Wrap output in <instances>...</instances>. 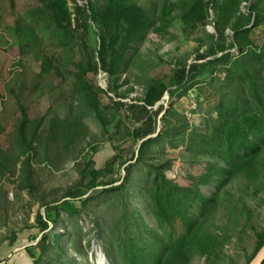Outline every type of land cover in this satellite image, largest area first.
Instances as JSON below:
<instances>
[{
  "label": "rangeland",
  "instance_id": "obj_1",
  "mask_svg": "<svg viewBox=\"0 0 264 264\" xmlns=\"http://www.w3.org/2000/svg\"><path fill=\"white\" fill-rule=\"evenodd\" d=\"M66 1L72 14L75 13L77 5L82 8L88 5V0ZM131 1L149 12L152 29L145 40L142 41V38L132 45L122 61L121 68L116 71L115 81L103 70L97 76L90 75V80L88 79L94 81L99 89L110 92L115 85L122 84L124 76L127 84L121 93L126 99L122 101L113 95L111 98H115L118 103L123 102L128 105L129 111L134 104L142 105L140 100L147 94L148 79L163 74L170 63L201 64L198 52L206 54L214 43V36L219 41L214 26L216 14L212 9L208 24L194 33L189 32L178 21L168 28L165 34L158 35L154 30L165 29L163 13L170 2L168 0ZM172 1L180 2V0ZM239 4V12L247 17L257 5L263 8L264 0H240ZM175 16L180 15L176 13ZM249 29L253 31L252 45L247 48L241 46V49L230 48L207 58V61L215 64L208 69L205 77L188 84V87L174 99L170 93L167 94L162 104L156 108V111L163 110L162 106H165L158 119V131L151 139L165 132L166 125L163 118L167 110L178 101H182L187 107L189 125L192 128L193 126L203 128L211 119L209 112L215 111L222 101H226L233 94L235 98L239 96L236 92L237 86L225 74L224 67L215 65L224 56H229L231 60L237 58L249 60L252 52L257 54L263 52L261 49L264 45V24L256 31L253 26ZM89 37L92 49H102V41L96 30H90ZM232 41L234 34L229 29L225 43L230 44ZM84 54L77 47L76 41L58 31L49 9L41 6L37 0H0V157L10 159L6 172H1L3 167L0 168V243L16 234L18 236L15 247L10 248L8 244H4L0 250L1 264H17L19 261L20 264H29V262L33 264L29 257V262L25 257H19L27 255V250L37 248L42 239V233L39 231H28V227L36 225L40 214L47 220L48 211L43 209L40 196L42 198L46 196L48 199L50 197L56 199V195L63 197L67 190L83 180L84 173L90 180V172L94 169L108 171L101 180L105 184L120 182L111 187L98 188L88 194L87 191L81 190L67 196L69 200L77 199L74 204L78 208L91 198H96V201L91 202L87 210L78 217L71 218L62 213L59 216L63 220L58 226L50 225L48 232L53 236H60L61 246L67 258L76 259L80 264H112L107 257L108 253L118 261L122 258L116 232L122 226L120 213L123 209L114 195L102 198L98 196L112 187L124 185L128 177L133 176V179H138L149 176L150 167L138 161L142 142L139 145L133 140L128 127L123 124L117 125L113 134L115 140L111 142V135L95 118L90 105L81 101L76 84ZM45 56L49 58L46 70H44ZM199 89L205 91V96ZM21 106L27 109L32 126L42 118L47 119L41 130L43 136L48 135L52 124L56 121L73 120L83 128L80 139L71 149H67L64 141L61 140L62 136L56 138L50 146V160L47 159L48 151L43 145L31 155H22L18 148L20 126L24 120ZM129 111L128 114L132 116ZM103 114L112 121L116 109H105ZM60 130L63 128L58 126L56 131ZM178 140L179 135L170 131L168 141L163 140L159 145V148L161 145L166 146L165 150L161 151L154 147L148 153L154 149L159 153L163 152L165 158L171 162V168L166 171L167 177L183 187L194 188L196 179L206 172L209 161L205 158H192L185 148L174 147L173 144ZM94 149H99V153H95ZM116 156L118 160L110 166ZM30 157L31 162L28 167ZM108 167L109 169L106 170ZM29 168L34 173L37 190H33V194L36 196L32 195V189L26 184L25 176ZM128 168L130 172H127ZM215 180L209 185L201 186L200 192L205 199L219 193L221 183ZM245 184L244 180H238L222 190L220 205L223 202L224 204L218 206V212L215 214H217V226L223 234L222 240L226 241L222 246L220 252L222 256L219 257L218 264H249L255 252V229L264 228V177L259 185H251L246 193L241 190ZM132 187L130 204H128L129 212L133 213L136 210L142 212L149 228L160 231L158 221L149 207L147 208L145 201H136L138 192L135 191V185ZM255 189H258L257 193ZM235 204L241 210L236 212L237 215H241L240 221L236 220L232 212H227V207H234ZM197 205L202 203L199 202ZM207 208L209 212L212 206L209 205ZM248 211L251 212V216ZM194 212L198 215L200 207L197 206ZM167 232L176 238L182 236L185 233L183 222L178 220L161 233L166 236ZM74 239L77 242V250L72 243ZM57 250L52 248L54 252ZM192 264L207 263L205 258L197 257Z\"/></svg>",
  "mask_w": 264,
  "mask_h": 264
},
{
  "label": "trees",
  "instance_id": "obj_2",
  "mask_svg": "<svg viewBox=\"0 0 264 264\" xmlns=\"http://www.w3.org/2000/svg\"><path fill=\"white\" fill-rule=\"evenodd\" d=\"M37 1L41 6L49 9L58 31L76 41L77 47L83 54L85 53L76 84L81 101L90 105L95 118L111 135V142L115 140L113 137L115 127L123 124L128 127L130 136L139 145L157 133L158 119L165 110V106H162L163 110L156 111V108L162 104L167 94L170 93L174 99L177 94L188 87V84L205 77L208 69L215 64L207 61V58L230 48L241 49L252 45L254 43L251 38L253 31L249 29L250 26H253L256 31L264 24V7L257 5L249 16L244 17L238 10L240 0H210L209 2L180 0L178 3L168 0L169 6L163 13L165 29H155V33L158 35L164 33L178 21L189 32L194 33L208 24L212 9L216 14L214 26L219 41L214 36V43L206 54L198 52L201 64L189 65L180 62L176 65L170 63L163 74L148 79L147 94L140 100L142 105L134 104L129 111L128 105L123 102L118 103L115 98H111L113 95L122 101L126 99V96L121 93L127 84L124 76L121 85H115L114 89L106 92L99 89L94 81H89L90 75L97 76L103 70L115 81L116 71L121 68L122 61L132 45L142 38V41L145 40L152 29L149 12L131 0H88L87 7L82 8L77 5L74 14L70 12L66 0ZM176 13L180 16L176 17ZM229 29L234 34V41L226 44V33ZM90 30L98 32L102 41V49L91 48ZM261 50H263L261 54L252 52L249 60L246 58L231 60L229 56L220 58L219 65L217 63L215 66L224 67L225 74L237 86L236 92L239 96L235 98L233 94L226 101H222L215 111L209 112L211 119L203 128L194 126L192 128L189 125L187 107L182 101L173 104L163 118L166 125L165 132L157 138L149 139L141 147L138 161L150 167L149 176L138 177V179H133V176L128 177L124 185L112 187L98 196L102 198L114 195L123 209L120 213L122 226L116 232L122 258L118 261L108 253L107 257L112 264H192L197 257L205 258L207 264H218L219 257L222 256L220 254L222 246L226 241L222 240L223 234L219 231L217 214H215L218 212V206L224 204L223 202L220 205L222 190L235 181L244 180L246 184L241 190L246 193L251 185H259L264 177V45ZM47 63H49V58L45 56L44 70H46ZM199 90L205 96V91ZM112 108L116 109V114L111 121L104 117L103 111ZM21 110L24 120L20 126L18 148L22 155H31L43 145L48 151L47 159L50 160V146L56 138L62 136L61 140L64 141L67 149H71L80 139L83 128L76 121H56L52 124L48 135L43 136L41 130L47 119L42 118L32 126L27 109L21 106ZM128 111L132 113V116L128 114ZM58 126L63 130L57 132ZM170 131L179 135L178 142L173 144L174 147L185 148L192 158H205L209 161L206 165V172L196 179L194 188L183 187L167 177L166 171L171 168V162L165 158L163 152L159 153L154 149L148 153L154 147L164 151L166 146L161 145L159 148V145L163 140L168 141ZM94 150L95 153L100 151L99 149ZM151 157L153 158L149 160ZM117 160L116 156L109 165L112 166ZM9 161L8 157H0V168L3 167L1 172L8 170ZM30 162L31 157L27 163L28 167H30ZM108 169L109 167L106 170ZM129 169L127 172H130ZM107 172L94 169L90 172V180L84 173L83 180L67 190L63 197L56 195V199L54 197L48 199L46 196L42 198L39 194V200L42 199L43 209L48 211V216L45 220L40 214L36 225L28 227L30 232L37 230L42 233L38 247L26 251L33 264H80L76 259L67 258L61 246V237L51 235L48 232L49 226H58L63 220L59 216L62 213L71 218L82 215L88 205L96 201V198H91L85 201L81 208H78L74 204L77 199L69 200L67 196L81 190L87 191L88 194L98 188L111 187L120 182L115 181L109 184L102 182ZM214 179L221 183L219 193L212 198L205 199L200 188L209 185ZM25 180L27 186L32 189V195L36 196L33 194V190H37L36 181L31 168L26 171ZM132 185H135V191L138 192L135 197L136 201H145L147 208L149 207L152 215L157 219L160 231L149 228L142 212L137 210L133 213L129 212L128 204H130V193L133 190ZM257 190L255 189L256 193ZM199 202L202 205H197ZM209 205L212 208L207 212ZM197 206L200 207L199 216L194 212ZM229 211L237 221H240L241 215H237L236 212L241 210L237 204L231 208L227 207V212ZM248 213L251 216V212L248 211ZM178 220L183 222L185 228L182 236L176 238L168 232L166 236L161 233ZM255 232V252L249 264L253 263L264 248V228L255 229ZM17 243L16 234L1 242L0 250L4 244L13 248ZM72 243L77 250L76 240H72ZM52 248L58 250L54 252Z\"/></svg>",
  "mask_w": 264,
  "mask_h": 264
},
{
  "label": "water",
  "instance_id": "obj_3",
  "mask_svg": "<svg viewBox=\"0 0 264 264\" xmlns=\"http://www.w3.org/2000/svg\"><path fill=\"white\" fill-rule=\"evenodd\" d=\"M152 137L148 138L151 139ZM147 139V140H148ZM146 142V140L144 142H142V145ZM106 257V256H105ZM264 263V248L262 249V251L258 254V256L255 258V260L253 261L252 264H263Z\"/></svg>",
  "mask_w": 264,
  "mask_h": 264
},
{
  "label": "crops",
  "instance_id": "obj_4",
  "mask_svg": "<svg viewBox=\"0 0 264 264\" xmlns=\"http://www.w3.org/2000/svg\"><path fill=\"white\" fill-rule=\"evenodd\" d=\"M8 246H9V245H8ZM3 250H4V249H3ZM2 252H3V251H2ZM5 252H6V250H5ZM1 255H2V254H0V256H1ZM24 257H25L26 260L28 261V257H29L28 254H27V255H21L19 258H24ZM5 258H6V257H5ZM19 258H18V259H19ZM18 259H17V260H18ZM29 259H30V258H29ZM1 263H2V262H1ZM15 263H16V261H15ZM20 263H21V261H19L17 264H20Z\"/></svg>",
  "mask_w": 264,
  "mask_h": 264
},
{
  "label": "bare ground",
  "instance_id": "obj_5",
  "mask_svg": "<svg viewBox=\"0 0 264 264\" xmlns=\"http://www.w3.org/2000/svg\"><path fill=\"white\" fill-rule=\"evenodd\" d=\"M101 256V255H100ZM101 262V261H100ZM102 263V262H101Z\"/></svg>",
  "mask_w": 264,
  "mask_h": 264
}]
</instances>
